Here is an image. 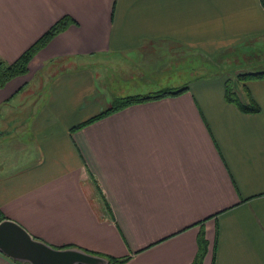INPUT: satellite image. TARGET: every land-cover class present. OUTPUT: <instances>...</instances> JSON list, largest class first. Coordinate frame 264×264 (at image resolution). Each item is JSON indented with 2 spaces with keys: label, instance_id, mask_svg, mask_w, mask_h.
<instances>
[{
  "label": "crops",
  "instance_id": "1",
  "mask_svg": "<svg viewBox=\"0 0 264 264\" xmlns=\"http://www.w3.org/2000/svg\"><path fill=\"white\" fill-rule=\"evenodd\" d=\"M64 16L75 24L0 89V212L50 246L122 264H192L200 236L202 264H264V78H238L260 71L191 67L157 89L180 95L71 130L142 95L116 75L264 50V0H0V59Z\"/></svg>",
  "mask_w": 264,
  "mask_h": 264
},
{
  "label": "trees",
  "instance_id": "2",
  "mask_svg": "<svg viewBox=\"0 0 264 264\" xmlns=\"http://www.w3.org/2000/svg\"><path fill=\"white\" fill-rule=\"evenodd\" d=\"M75 24V21L69 17L64 16L58 21H56L44 34H42L30 47H28L14 62L12 63H5L0 59V89H2L10 80L23 76L28 73L29 65L32 59L40 52L44 47L48 45V43L57 35L64 32L70 25ZM240 80L246 79H260L264 78V72L263 73H253V74H244L239 76ZM187 90V87L179 88V89H163L159 90L153 93L145 94V95H136V96H129L124 97L115 100L111 107L104 111L103 113H100L98 115H95L88 120L78 124L77 126H74L71 130L80 129L88 124H91L93 122H96L100 120L103 117H106L109 114L121 111L127 107L142 104L145 102L150 101H157L163 98L167 97H174L178 96L181 93L185 92ZM234 95L230 89H226L225 91V99L228 102H231L234 104L241 112L244 113H257L259 112V108L256 104L253 102H250L248 104L241 103L237 97L232 96ZM6 218L1 212H0V221L6 220ZM34 239L39 240L34 237ZM41 241V240H40ZM53 247V246H52ZM56 248V247H54ZM62 249L65 248H76L74 246H64L61 247ZM81 249V248H79ZM83 251L96 255L101 256L105 258L109 264H122L124 260L99 255L97 253L89 252L84 249ZM206 252V242L203 239V236H200L199 242H198V252L197 255L192 262V264H202L204 255ZM16 264H21L17 263Z\"/></svg>",
  "mask_w": 264,
  "mask_h": 264
},
{
  "label": "water",
  "instance_id": "3",
  "mask_svg": "<svg viewBox=\"0 0 264 264\" xmlns=\"http://www.w3.org/2000/svg\"><path fill=\"white\" fill-rule=\"evenodd\" d=\"M0 254L21 264H109L79 248H54L36 240L10 219L0 221Z\"/></svg>",
  "mask_w": 264,
  "mask_h": 264
},
{
  "label": "rangeland",
  "instance_id": "4",
  "mask_svg": "<svg viewBox=\"0 0 264 264\" xmlns=\"http://www.w3.org/2000/svg\"><path fill=\"white\" fill-rule=\"evenodd\" d=\"M239 56L240 57L233 58L229 64H225V60L228 58L222 56L217 60V65L211 64V59L208 61V59L204 57H202L201 60L197 58H193L195 60L187 59V62H183V67L179 65H169V67L166 68L165 65H162L157 67V70L155 69L146 74H135L134 81L130 83L125 82L122 77L123 75H116L115 88L123 90L124 93L136 92L144 95L149 92H154L155 90L157 91V89L166 85L171 79L183 77L185 81H188L191 79L190 74L192 73L190 72V68H198L199 66L202 68V72H205L204 69H208L209 73L217 71L220 67H229L231 71L240 69L247 71H264V50L260 47L251 45L248 50L243 51ZM175 68H177L178 71H176ZM194 75L196 76L197 74ZM231 92L233 93V91Z\"/></svg>",
  "mask_w": 264,
  "mask_h": 264
}]
</instances>
